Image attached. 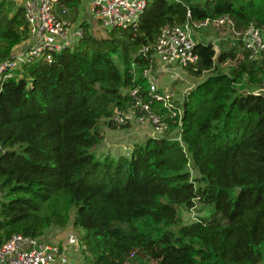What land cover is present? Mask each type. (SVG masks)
<instances>
[{
    "label": "trees",
    "instance_id": "obj_1",
    "mask_svg": "<svg viewBox=\"0 0 264 264\" xmlns=\"http://www.w3.org/2000/svg\"><path fill=\"white\" fill-rule=\"evenodd\" d=\"M226 16L240 31L262 27L264 0H151L137 27L106 37L85 21L77 46L5 83L0 243L50 241L51 229L72 224L85 264H264V59L251 60L241 41L222 40L218 53L198 46L190 72L211 74L185 96L181 141L172 122L129 157L96 151L101 122L132 103L128 91L146 88L141 50L164 27ZM27 36L22 9L0 0V61ZM192 210L206 215L186 223Z\"/></svg>",
    "mask_w": 264,
    "mask_h": 264
},
{
    "label": "built area",
    "instance_id": "obj_2",
    "mask_svg": "<svg viewBox=\"0 0 264 264\" xmlns=\"http://www.w3.org/2000/svg\"><path fill=\"white\" fill-rule=\"evenodd\" d=\"M69 1L13 0L16 7L23 11L28 36L13 49L10 58L0 61V92L8 80L22 76L19 71L23 67L38 62L53 63L55 55L72 49L81 42L86 31L80 19L72 21L68 17L70 8L74 9L67 5ZM77 1L90 13L91 20L88 21L93 29L95 22L106 33L114 29L137 27L151 2ZM174 1L181 3V0ZM206 30L216 31L218 37L207 36L204 32ZM229 39L233 44L241 41L251 60L264 59V26L251 25L240 31L235 22L226 16L200 22L188 20L183 25L164 27L155 44L144 47L140 52L149 60L142 72L146 88L138 84L128 91L132 103L127 108L114 109L106 121L117 127L150 129L154 138L168 134L171 123L174 122L178 128L171 136L181 141L183 104L190 90L181 98L175 93V89L171 91L167 88L162 78L170 75L174 82L185 79V75L191 74L190 68L197 70L200 60L197 49L200 44L212 43L218 53L219 43ZM78 243L79 236L77 238L72 233H65L61 238L50 241L17 234L8 242L0 243V264H71L70 246Z\"/></svg>",
    "mask_w": 264,
    "mask_h": 264
},
{
    "label": "rangeland",
    "instance_id": "obj_3",
    "mask_svg": "<svg viewBox=\"0 0 264 264\" xmlns=\"http://www.w3.org/2000/svg\"><path fill=\"white\" fill-rule=\"evenodd\" d=\"M73 10L70 8V12H69L70 14L68 15V17H70L72 21H77L78 19H80L79 20L80 22L84 23L85 21H87L89 23L88 19L91 20V16L90 13L86 10V8L83 7V5L82 7L80 6L78 13L77 11L75 10L73 11ZM93 25H94V29L93 26L91 25V30L96 37L107 36L106 32L100 30L95 22L93 23ZM235 65L236 62L230 61L227 64H225L223 67L227 72L229 69L228 67H232ZM210 74L211 73H205L202 75V77H194L192 74H190L189 76L185 75L184 76L185 79L176 82H174V80L170 75H165L162 78V80L169 90L172 91L175 89V93L182 98L185 92L194 89V87L197 84L204 81ZM100 127L103 130L105 139L103 144L96 150L99 156L110 154L116 158L120 156L129 157L135 143L144 141L148 138H154L152 135V131L145 128L117 127L115 125H110L108 121H102ZM124 129H128L131 134H127V136L122 135L120 131ZM205 215L206 212H199L198 210H192L190 212H185L183 218L186 223H192L202 217H205ZM65 233H72L73 236L75 237L77 236V238L79 236L80 238L79 233L73 229L72 224L68 225L64 229L53 228L50 230L48 235H50V237L54 239H56L57 237L59 239ZM69 254H70L71 264H85L84 257L79 251L77 245L70 246Z\"/></svg>",
    "mask_w": 264,
    "mask_h": 264
},
{
    "label": "crops",
    "instance_id": "obj_4",
    "mask_svg": "<svg viewBox=\"0 0 264 264\" xmlns=\"http://www.w3.org/2000/svg\"><path fill=\"white\" fill-rule=\"evenodd\" d=\"M102 129V128H101ZM150 130V129H149ZM102 132H103V130H102ZM120 133L122 134V135H126L127 136V134H131L130 132H129V130L128 129H124V130H122V131H120ZM148 134V133H147ZM103 135H104V133H103ZM131 136V135H130ZM129 136V137H130ZM145 141V140H144Z\"/></svg>",
    "mask_w": 264,
    "mask_h": 264
}]
</instances>
